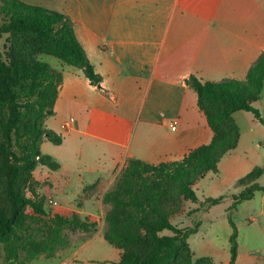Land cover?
Masks as SVG:
<instances>
[{"label":"crops","instance_id":"crops-1","mask_svg":"<svg viewBox=\"0 0 264 264\" xmlns=\"http://www.w3.org/2000/svg\"><path fill=\"white\" fill-rule=\"evenodd\" d=\"M55 11L73 21L75 36L101 77V89L92 86L82 70L42 54L59 61L56 67L46 63L63 76L51 117H57V124L48 127L47 119L45 126L62 137L58 146L78 151L77 163L83 162V144L91 148L92 158L83 166L88 180L82 175L75 180L62 162L57 171L39 169L49 182L46 194L58 205L65 201L78 209L94 207L95 214L88 216L98 220L102 215L104 225L103 195L127 160L178 161L211 141L212 131L187 79L244 80L264 51V6L261 0H64L63 8ZM70 118L71 128L61 130V123ZM232 119L239 140L215 173L224 174L225 182L220 178L218 182L225 188L258 166L248 160L247 151L262 146L254 134L259 122L250 112L237 111ZM47 144V140L41 143V152ZM67 157L71 159L70 154ZM240 191L232 188L229 195ZM103 227L94 235L103 238ZM112 255L108 261L118 264L120 250ZM253 260V255L241 254L238 244L236 264H254ZM228 262L229 258L223 264Z\"/></svg>","mask_w":264,"mask_h":264},{"label":"trees","instance_id":"trees-1","mask_svg":"<svg viewBox=\"0 0 264 264\" xmlns=\"http://www.w3.org/2000/svg\"><path fill=\"white\" fill-rule=\"evenodd\" d=\"M0 259L2 264H32L55 258L70 247L67 234L75 230L96 232L90 216L81 218L46 214L45 196L32 186L38 166L60 168L50 155L41 152L45 140L60 145L62 137L45 126L54 115V105L63 82L39 55H52L66 65L82 70L92 86L101 89L95 72L79 44L74 23L63 13L22 0H0ZM199 110L212 131V139L178 161L149 164L129 159L115 184L103 195L104 240L121 251L118 264H213L208 257L194 260L188 238L200 226L179 227L170 221L183 202L199 204L188 213L207 210L230 197L226 211L231 227L229 262L236 264L238 232L232 212L255 193L264 194L258 180L264 167L255 166L237 179V194L208 197L200 202L193 190L209 172L217 173L222 157L239 140L232 115L250 112L264 126L256 103L264 87V51L249 67L244 80L202 81L187 79ZM264 209V206H263ZM39 225H34L38 224ZM95 234V233H94Z\"/></svg>","mask_w":264,"mask_h":264},{"label":"rangeland","instance_id":"rangeland-1","mask_svg":"<svg viewBox=\"0 0 264 264\" xmlns=\"http://www.w3.org/2000/svg\"><path fill=\"white\" fill-rule=\"evenodd\" d=\"M261 1L264 6V0ZM30 2L34 5L43 4L54 10L62 9L64 5V0H30L27 3L31 4ZM5 39L4 36L0 41L1 45L4 44ZM40 58L42 61L55 67L56 62H59L56 58L51 56L41 55ZM259 99V102L256 103L255 106L260 110L261 115L264 118V87ZM47 121L46 126H56L57 117H50ZM258 127V130L254 132L256 144L261 143L262 146H254L247 151V156L248 160L252 163L264 167V126L259 123ZM64 147L65 144L58 146L48 142L47 146H42V152L55 158L57 162L66 164L67 168L71 170L75 180L78 179L79 175L84 176V178L88 180V176L87 174L85 175L83 166L88 165L87 162L90 157L89 153L91 148H89L87 144H83V162L77 163L75 158L78 157V151L73 147L67 151L64 150ZM243 147L244 144L237 150L239 155H243ZM68 154H70L71 159H68ZM91 158L92 157H90V159ZM237 158L242 159L243 157L237 156ZM39 168L40 166H38L34 172L32 186L36 191L45 196L44 205L46 214H61L63 216H69L72 213H77L81 218H85L90 214H95L93 213V210H96L93 209L94 207L78 209L75 206L69 207L65 201H62L60 205L57 204L56 206L50 204L49 199L53 200V198L46 194V192H48L49 182L45 178V174L42 173ZM46 171L49 172L48 170ZM120 172L116 175L113 184H115ZM219 178L223 182L226 180L223 173L218 177L217 174L209 172L205 174L203 179L198 180L195 183L193 190L200 202L208 197L215 198L232 192V187H229L230 185L226 188L219 185ZM258 183L264 186V175ZM262 197V193H256L252 200L244 202L239 210L232 212V220L237 227V242L241 246V254L249 253L250 255H253L254 264H264V209L262 205ZM231 203V198L226 197L221 203L212 206L205 211L201 210L195 213H188L192 209L197 208L199 204L183 202L180 205L178 213L170 218V221L179 227H193L195 223H200L197 232L188 238V244L194 254V260L208 257L214 261L213 264H215V262L223 264L226 260L228 261L229 237L232 230L226 218V211ZM75 204H77V202H75ZM110 209H105L104 215ZM91 219L95 220L94 218ZM95 221L97 223L96 230L100 226H104L102 223V215L99 214L98 220ZM34 225H39V223ZM94 233L95 232L85 233L78 230L69 232L67 236L71 246L61 250L65 251V254L56 256L53 258L54 260L49 262L37 259L32 264H62L63 262L66 264H111L108 260L113 258L112 253H114V251L116 252L117 249L110 246L101 236H95ZM78 248H81V251L75 257L73 256V253ZM178 264H181L180 260H178Z\"/></svg>","mask_w":264,"mask_h":264},{"label":"built area","instance_id":"built-area-1","mask_svg":"<svg viewBox=\"0 0 264 264\" xmlns=\"http://www.w3.org/2000/svg\"><path fill=\"white\" fill-rule=\"evenodd\" d=\"M73 123H74V119L70 118L67 121H64L63 123H61L60 128L63 131H67L68 129L71 128V126L73 125ZM171 128L174 129L173 126ZM49 203L52 204L53 206H56L57 205V202L56 201H53L52 199H49Z\"/></svg>","mask_w":264,"mask_h":264}]
</instances>
